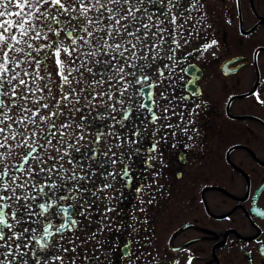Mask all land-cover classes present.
<instances>
[{"label": "flooded vegetation", "instance_id": "1", "mask_svg": "<svg viewBox=\"0 0 264 264\" xmlns=\"http://www.w3.org/2000/svg\"><path fill=\"white\" fill-rule=\"evenodd\" d=\"M229 2L234 20L226 23L222 19L226 12L217 0L192 4L183 0V8L194 14L192 21L179 22L177 29L170 17L145 4L152 19L144 22L167 31L154 28L162 39L138 47L134 54L122 45L116 55L122 52L124 63L114 61L107 72L106 66L95 63L108 58L107 48L85 45L83 68L80 61L73 63L62 53L65 74L69 67L79 69L69 75L67 87L76 88L83 78L91 91H85L86 97L70 91L69 99L62 101L57 116L59 152H40L44 143L35 139L42 145L33 154L39 159L30 158L25 164L26 149L15 154L13 147L6 164L20 169L13 170L16 183L27 184L18 194L28 197L24 202L33 205L34 213H40L38 205L45 202L41 188L51 203L55 186L56 196L73 197L60 203L74 205L69 211L77 212L73 219L79 223L60 239L56 226L64 219L58 216L52 221L53 235L41 239L37 221L42 218L33 215L30 226L37 229L36 239L26 240L27 248H14L12 264H69V253H61V245L75 247V264H189V260L191 264H264L258 250L264 244V0ZM169 36L179 47L169 44ZM43 56L42 51L39 58ZM48 65L50 75L57 78L58 103L62 81L50 55ZM41 66L39 75L44 77L48 70ZM121 67L123 72L118 71ZM25 68L31 73L35 65L16 71L22 75ZM97 69L100 74L93 76ZM145 76L146 83L137 82ZM25 79L33 84L31 78ZM43 82L36 79L33 86ZM128 112L134 115L126 121L123 115ZM153 113L160 117L155 123ZM133 121L143 131L135 137L138 143L126 139ZM52 123L39 136L48 138ZM169 124L173 127H161ZM156 129L160 131L155 138L162 136L167 142L159 146L162 155L158 152L150 160L151 133ZM49 157L56 160L53 171L38 173V182L32 180L25 169H46L52 163ZM73 176L87 178L73 180ZM45 243L51 251L41 253L40 245ZM58 255L63 256L59 262Z\"/></svg>", "mask_w": 264, "mask_h": 264}, {"label": "snow or ice", "instance_id": "2", "mask_svg": "<svg viewBox=\"0 0 264 264\" xmlns=\"http://www.w3.org/2000/svg\"><path fill=\"white\" fill-rule=\"evenodd\" d=\"M195 0H188V4L194 3ZM151 3L153 8H156L160 14L170 17V22L175 23L177 17L171 14L172 8H181V18H183V7L180 0H71L70 4H66L63 0H0V264H3L4 258H8V264H12L14 257V248H27L26 240L31 238L36 239L34 233L36 228L31 227V217L39 215L42 219L37 223L40 225L43 236L41 239L53 235L50 231L53 228L52 221L62 216L64 222L56 226V233L60 234V239H63L65 231H72L76 228L79 221L73 219L77 212H70L74 207L73 204H68L64 207L60 201L73 199L69 196H56L55 186H53V196L51 203L47 202V192L43 188L40 190V198L45 199L44 203H40L38 207L42 210L40 213H34L33 205L26 204L24 201L28 199L23 195L18 194V189H23L27 182L17 184L15 171L20 169L14 165H7L6 160L11 157L13 147H22L26 149L23 155L25 164H28L29 159L37 160V156L33 155L37 151L35 141L36 133L32 132L30 125H35L37 121H46L50 117L44 115L42 109L50 112L51 117H57L60 114V109L64 107L63 100L69 99V92H78L82 89L67 87L69 85V75L79 71L77 68L69 67L65 74V60L61 59L62 53L66 57H71V62L80 61V66L83 68L86 65L81 60L84 53L85 45L98 46L107 48L109 51L106 54V60H97L95 63L106 66V72L113 69L114 61L123 64V53L118 56L116 53L121 49L122 45L127 44L125 51L134 54V50L138 47H148L156 45L157 37L156 28L161 33L166 29L158 28L157 24L145 23V19L151 20L152 15L149 10L144 7L145 4ZM168 5H171L169 7ZM10 7H14L16 11H9ZM139 14V15H138ZM183 27V25H181ZM91 29V30H90ZM79 33L80 35H77ZM186 41V37L184 38ZM46 41L36 45V41ZM132 40L138 41V44H133ZM104 41L103 44L100 42ZM110 41V43H109ZM175 43L179 47V43L169 36V44ZM213 44L215 41L212 42ZM212 45H205V48ZM44 52L43 58H39L38 54ZM174 51V50H173ZM36 53L37 55H34ZM75 54V55H74ZM51 55L55 66L58 68L57 75L60 77L62 100L57 103V111H51L49 104L46 102V97H34L36 92L47 91L50 94V81L48 75L51 73V68L48 65V56ZM173 57H169L172 59ZM35 65L33 72H28L25 68L23 74L17 72L16 69H21L23 65ZM41 64L48 70L44 77L39 75V67ZM118 71L123 72V68ZM11 74V75H10ZM99 69L93 76L99 75ZM31 78L33 84L36 79L44 80L45 83L40 87L29 85ZM105 78L107 76L105 74ZM147 76L143 81L138 83H146ZM13 81L16 83L13 84ZM84 91H91L86 89ZM151 94H149L150 98ZM25 101L29 102L31 107L25 105ZM141 107H145L142 105ZM35 109V110H33ZM167 111V109H165ZM134 113L128 112L123 115V119L131 120ZM160 117L154 113L151 120L155 123ZM168 119V117H164ZM143 123V121H141ZM19 127H16V126ZM60 123L58 120H53L50 128L59 129ZM64 127H70L64 125ZM161 127H173V125H162ZM160 129L152 132L154 139L148 152L151 154L150 160L156 159V154L160 151V145L166 143L164 137L155 138ZM31 132V135L29 133ZM55 138V133H50ZM143 135V131L138 129L133 121V127L128 138H132V143H138L135 137ZM172 135H175L173 132ZM47 140V136L44 137ZM52 145V141H47ZM177 143H173L172 147H176ZM54 152H59V149L52 145ZM74 151L79 152V148H74ZM139 147L136 152L139 153ZM131 153H129L130 155ZM123 155V153H122ZM64 157L60 156L59 160L63 161ZM52 163L46 168H32L29 166L25 171L27 175L34 181H37V174L43 172H52L56 165V160L49 157ZM13 172L11 176L9 173ZM124 176L128 177L127 171H124ZM8 179H5V178ZM87 177H71L73 180H84ZM38 182V181H37ZM83 188V185H81ZM104 187H108L107 184ZM87 191L86 188H83ZM140 191V189H137ZM33 200L36 197H32ZM14 202V203H11ZM112 211V209H108ZM87 214L85 212L81 213ZM264 215V213H261ZM31 234V235H30ZM92 233V238L95 237ZM70 241V237H69ZM40 242L37 241V244ZM61 247V253H69V264H75L74 254L75 247ZM13 249V251H9ZM264 255V244L259 249ZM51 251L47 243L40 245V252ZM37 255V253H33ZM55 259L59 262L63 259L62 255H58ZM191 264V260H189Z\"/></svg>", "mask_w": 264, "mask_h": 264}, {"label": "rangeland", "instance_id": "3", "mask_svg": "<svg viewBox=\"0 0 264 264\" xmlns=\"http://www.w3.org/2000/svg\"><path fill=\"white\" fill-rule=\"evenodd\" d=\"M229 1L230 0H217L218 7L221 10H223L224 12H226L225 18H222L223 20H225L224 22H226V23H229V22L234 20V17L232 16V13H231L230 2ZM63 2L66 3V4H70L71 0H63ZM180 4H181V7H183V0H180ZM173 9H174L173 10L174 16L177 17V19H176V21L174 23V28L177 29L178 25H180L179 22L188 24L190 21H192L191 17L194 14L193 11H188L187 12V10L185 8H183V18H181V8L177 7V8H173ZM13 11H16V10H13ZM196 21H197V19H196ZM205 31H208V30H205ZM175 36H176V34H175ZM208 37L209 36H206V38H208ZM39 42L46 43V41H43V40H41ZM34 55H37V54L34 53ZM40 55H41V52L38 54V56H40ZM51 57L52 56L50 55V58ZM76 63H78V61ZM40 68H41V71H42V69H44L42 66ZM55 75H57V73ZM39 80H41V79H39ZM48 80L50 81V85H49L50 90H51L50 94L47 91H45V92L39 93L38 97H46V102L49 104L51 111H56V109H57V100L60 97V90L57 91V78H56V81H55V78L52 75H48ZM41 81H44V80H41ZM15 83L16 82L13 81V84H15ZM44 83H45V81L43 82V84ZM29 85L33 86L32 83H30ZM75 85H76V88H79V89H82V90L78 91V92H75L74 95L77 96V97L78 96L86 97L87 93L84 90H86L85 87L87 85V81H85L83 78H79L78 81H77V84H75ZM34 97H35V94H34ZM24 103H25L26 106L31 107L29 102L25 101ZM33 110H35V109H33ZM42 111H43L44 115L49 116L50 118L48 120H46V121H41L40 124L30 125V128H31L32 132L36 133L35 139L42 140L43 143H44V147H43V149L40 150V152H47V153L51 154L53 152L52 145H55L57 147V129L56 128L51 129L49 127L50 133H55V138H54L53 135H49L47 140L42 138L43 135L39 136V133L42 132L44 129H47L48 128V124L51 123L53 120H57V117H51L50 116V112L48 110H46V109H42ZM16 127H19V126L17 125ZM29 135H31V132L29 133ZM48 140L52 141V145L48 144V142H47ZM21 148L22 147H15V145H14L13 153L18 154V152L21 151Z\"/></svg>", "mask_w": 264, "mask_h": 264}]
</instances>
